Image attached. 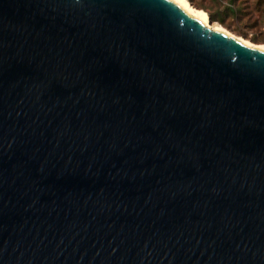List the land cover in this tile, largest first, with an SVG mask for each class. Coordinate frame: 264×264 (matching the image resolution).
<instances>
[{
    "label": "water",
    "instance_id": "obj_1",
    "mask_svg": "<svg viewBox=\"0 0 264 264\" xmlns=\"http://www.w3.org/2000/svg\"><path fill=\"white\" fill-rule=\"evenodd\" d=\"M0 264H264V52L177 0H0Z\"/></svg>",
    "mask_w": 264,
    "mask_h": 264
},
{
    "label": "rangeland",
    "instance_id": "obj_2",
    "mask_svg": "<svg viewBox=\"0 0 264 264\" xmlns=\"http://www.w3.org/2000/svg\"><path fill=\"white\" fill-rule=\"evenodd\" d=\"M188 1V0H187ZM213 26H219L242 40L264 46V0H194ZM192 6V5H191ZM194 7V6H193ZM195 8V7H194Z\"/></svg>",
    "mask_w": 264,
    "mask_h": 264
},
{
    "label": "bare ground",
    "instance_id": "obj_3",
    "mask_svg": "<svg viewBox=\"0 0 264 264\" xmlns=\"http://www.w3.org/2000/svg\"><path fill=\"white\" fill-rule=\"evenodd\" d=\"M182 7L192 16L198 18L199 20H203V22L211 29V30H215L218 31L222 34H225L227 36H229L232 39H236L238 40L240 43H243L247 46L253 47L255 49H258L260 51L264 52V46H258V45H254L252 43H249L245 40H242L236 36H233L232 34H230L229 32H227L226 30H224L223 28L219 27V26H213V24L209 23V19L208 16L200 10L195 9L193 6H191V4L187 1V0H177Z\"/></svg>",
    "mask_w": 264,
    "mask_h": 264
},
{
    "label": "trees",
    "instance_id": "obj_4",
    "mask_svg": "<svg viewBox=\"0 0 264 264\" xmlns=\"http://www.w3.org/2000/svg\"><path fill=\"white\" fill-rule=\"evenodd\" d=\"M188 2L192 5V6H194L195 7V9H204V7L202 6V5H198V4H196L195 2H194V0H188ZM210 20H211V22H214L215 20L213 19V17L210 15Z\"/></svg>",
    "mask_w": 264,
    "mask_h": 264
}]
</instances>
